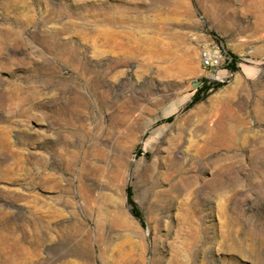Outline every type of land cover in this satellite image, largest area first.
Segmentation results:
<instances>
[{
  "label": "rangeland",
  "instance_id": "rangeland-1",
  "mask_svg": "<svg viewBox=\"0 0 264 264\" xmlns=\"http://www.w3.org/2000/svg\"><path fill=\"white\" fill-rule=\"evenodd\" d=\"M0 264H264V0H0Z\"/></svg>",
  "mask_w": 264,
  "mask_h": 264
},
{
  "label": "built area",
  "instance_id": "built-area-1",
  "mask_svg": "<svg viewBox=\"0 0 264 264\" xmlns=\"http://www.w3.org/2000/svg\"><path fill=\"white\" fill-rule=\"evenodd\" d=\"M198 51L201 66L210 73L209 80L220 81L221 66L231 61L224 55L221 43L213 36H206L198 42Z\"/></svg>",
  "mask_w": 264,
  "mask_h": 264
},
{
  "label": "trees",
  "instance_id": "trees-1",
  "mask_svg": "<svg viewBox=\"0 0 264 264\" xmlns=\"http://www.w3.org/2000/svg\"><path fill=\"white\" fill-rule=\"evenodd\" d=\"M226 68L228 70H231V71L235 70L236 69L235 68V62L231 60L226 65ZM219 86H221V83H215V84H213V86H210L209 84L204 83L199 88H197V90H196L195 94L193 95L191 101L189 102L188 106H191V105L195 104L196 102L201 100L203 95H205L209 90H211L213 88H217ZM126 192H127V202H128L129 205L132 206V213H133L134 216L138 217L139 213H138L137 209L134 206V202L132 200V193H131L130 188H127Z\"/></svg>",
  "mask_w": 264,
  "mask_h": 264
},
{
  "label": "water",
  "instance_id": "water-1",
  "mask_svg": "<svg viewBox=\"0 0 264 264\" xmlns=\"http://www.w3.org/2000/svg\"><path fill=\"white\" fill-rule=\"evenodd\" d=\"M201 83L200 82H197L194 84V86H199Z\"/></svg>",
  "mask_w": 264,
  "mask_h": 264
}]
</instances>
